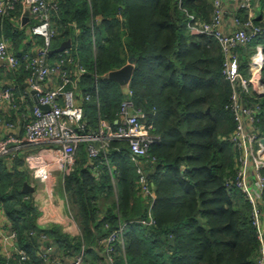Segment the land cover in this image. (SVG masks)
Segmentation results:
<instances>
[{
	"label": "trees",
	"instance_id": "1",
	"mask_svg": "<svg viewBox=\"0 0 264 264\" xmlns=\"http://www.w3.org/2000/svg\"><path fill=\"white\" fill-rule=\"evenodd\" d=\"M212 1L48 0L56 8L47 59L55 65L59 53L53 50L71 41L62 67L72 78L78 61L87 70L77 88L82 95H93L84 101L88 130L97 129L100 118L117 123L126 88L110 80L108 73L134 58L128 87L134 91L135 105L161 137L141 161L154 190V223L138 222L149 219L150 199L141 193L127 140L110 141L108 162L103 153L91 159L86 143L80 144L76 163L63 178L78 224L73 232L57 225L44 229L37 223L39 212L31 194L22 192L29 179L22 149L11 161L0 156V207L17 235L15 252L8 260L0 256V264H47L39 257L41 235L58 246L52 262L73 260L84 251L85 264H104L92 247L121 223L130 228L124 247L116 244L118 264H257L259 242L251 205L241 191L226 188L236 175L237 150L229 141L236 124L229 109L232 86L222 73L224 54L217 41L193 35L188 28V14L211 20ZM260 3L264 9V0ZM22 13L18 3L0 22V32L16 56L43 45L41 37L29 35L30 23H23ZM256 22L264 23V13ZM258 46L264 53V38L239 49L246 77L255 66L251 54ZM261 69L264 81V62ZM3 70L1 78L17 87L21 106L6 120L20 119L23 128L27 120L21 115L31 117L34 108L25 93L30 63L22 59L17 69ZM244 99L260 102L258 126L264 135V93ZM2 133L0 139H21L13 132ZM21 251L29 256L27 261Z\"/></svg>",
	"mask_w": 264,
	"mask_h": 264
},
{
	"label": "built area",
	"instance_id": "2",
	"mask_svg": "<svg viewBox=\"0 0 264 264\" xmlns=\"http://www.w3.org/2000/svg\"><path fill=\"white\" fill-rule=\"evenodd\" d=\"M18 3L30 9L27 16L31 37H41L42 47H37L32 53L25 52L22 56L14 55L9 48L8 40L0 32V67L17 69L21 60L30 63L31 74L26 81V94L35 98L31 117L24 113L23 128L28 141L32 143H48L55 146V159L47 162L38 154L26 156L29 173L38 178H45L52 170L59 169L63 174L69 173L76 163V152L82 143H86L88 155L91 159L98 158L102 153L108 162L109 143L112 140H127L130 147V157L136 166L138 182L143 196L150 199L147 221H138L146 225L154 223L152 207L155 200L154 190L147 174L141 166V161L150 156L153 143L161 142V137L155 133L154 124L146 119L142 109L135 105L134 91L126 84V98L121 104L117 123L114 125L108 119L100 118L97 129L88 130L84 101H90L93 95H82L77 88L79 78L86 73L85 67L76 63L73 78L62 67L63 61L69 55L68 49L58 54L55 65L47 59L50 54L51 41L54 31L51 25V15L55 2L48 0H0L1 18L10 10H14ZM213 12L210 21L188 14V28L193 35H206L218 42L224 54L223 71L225 78L232 86L229 109L235 120V130L229 141L237 150L235 178L226 182V188H236L241 191L251 205V219L255 227L259 242L257 264H264V135L259 129L262 107L260 102H245V97L251 94L264 93V81L261 74L263 62H254L249 70V76H244L241 70V54L239 49L247 47L256 40L264 38V23H257L264 13L260 0H213ZM256 9H260L257 12ZM245 13L247 17L240 14ZM262 50V49H261ZM33 54V55H32ZM258 66H256L257 64ZM59 79V88L51 87L52 78ZM72 89H64L66 85ZM17 87L6 84L0 76V130L5 134L16 133L21 120L16 122L6 120L12 114L21 110L18 103ZM24 101V97H22ZM38 105L46 106L42 109ZM23 149L20 140L12 136L0 139V156L11 160L18 157ZM95 168V165H93ZM130 228L128 223H121L118 229L99 239L92 247L104 264H118L116 259V244L124 247L125 234ZM33 235L36 232H32ZM17 235L12 230L3 237V242H16ZM39 257L47 264H61L52 262L51 257L58 250V246L45 235H41ZM99 246V247H97ZM22 260L29 256L21 251ZM86 255L82 251L71 264H85Z\"/></svg>",
	"mask_w": 264,
	"mask_h": 264
},
{
	"label": "crops",
	"instance_id": "3",
	"mask_svg": "<svg viewBox=\"0 0 264 264\" xmlns=\"http://www.w3.org/2000/svg\"><path fill=\"white\" fill-rule=\"evenodd\" d=\"M24 10L25 8L23 7V13L20 18L23 23H26L27 18L25 19ZM256 66H258V64ZM3 71V68L0 67V76H3ZM60 86L61 82L59 79H55V77H53L51 87L59 88ZM32 101L34 105L37 103L35 98H32ZM1 133L2 132L0 130V134ZM16 134L21 137L20 142L26 156L28 155V157H31L38 154L47 162L54 161L56 152L55 146L48 143L35 144L28 141L25 136L24 129L21 127L18 129ZM63 178V172L59 169H54L45 178H38L32 173H29V179L26 182L30 183L34 187V191L30 192V194L33 205L39 212L37 223L44 229L57 225L65 232H73L78 229V224L74 218L73 212L71 211L68 197L64 192ZM10 231L11 228L8 218L0 207V256L1 258H5L7 260L12 257V254L15 252L17 246L16 242L9 241L8 243H4L2 240L3 237L10 233ZM94 256L96 257V254H94ZM71 260L72 259L67 260V258L63 260L61 259V264H70Z\"/></svg>",
	"mask_w": 264,
	"mask_h": 264
},
{
	"label": "water",
	"instance_id": "4",
	"mask_svg": "<svg viewBox=\"0 0 264 264\" xmlns=\"http://www.w3.org/2000/svg\"><path fill=\"white\" fill-rule=\"evenodd\" d=\"M29 14H30V9L25 8V10H24L25 19L27 18V16ZM70 47H71V41L68 40V41L62 43L57 49L53 50V52L61 53ZM134 68H135L134 58H133V56H130L128 62L123 67L110 71L108 73V78L114 82H117L121 86H125L126 84H128L130 82L132 75H133V72H134ZM36 102H37V100H36ZM36 104H38V103H36ZM38 106L42 109H47L46 106H42V105H38ZM33 191H34V187L30 183L25 182L23 189H22V192L28 194V193L33 192Z\"/></svg>",
	"mask_w": 264,
	"mask_h": 264
},
{
	"label": "rangeland",
	"instance_id": "5",
	"mask_svg": "<svg viewBox=\"0 0 264 264\" xmlns=\"http://www.w3.org/2000/svg\"><path fill=\"white\" fill-rule=\"evenodd\" d=\"M257 12H260V9H256ZM262 47L258 46L254 52L251 54V60L254 62H263L264 61V53L263 50H261Z\"/></svg>",
	"mask_w": 264,
	"mask_h": 264
}]
</instances>
